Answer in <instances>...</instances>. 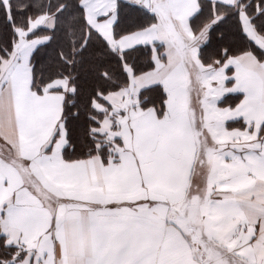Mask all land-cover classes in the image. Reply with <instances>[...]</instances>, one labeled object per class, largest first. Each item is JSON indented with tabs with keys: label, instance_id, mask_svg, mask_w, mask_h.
Returning <instances> with one entry per match:
<instances>
[{
	"label": "snow or ice",
	"instance_id": "1",
	"mask_svg": "<svg viewBox=\"0 0 264 264\" xmlns=\"http://www.w3.org/2000/svg\"><path fill=\"white\" fill-rule=\"evenodd\" d=\"M0 264H264V0H0Z\"/></svg>",
	"mask_w": 264,
	"mask_h": 264
},
{
	"label": "crops",
	"instance_id": "2",
	"mask_svg": "<svg viewBox=\"0 0 264 264\" xmlns=\"http://www.w3.org/2000/svg\"><path fill=\"white\" fill-rule=\"evenodd\" d=\"M238 126V125H237Z\"/></svg>",
	"mask_w": 264,
	"mask_h": 264
}]
</instances>
